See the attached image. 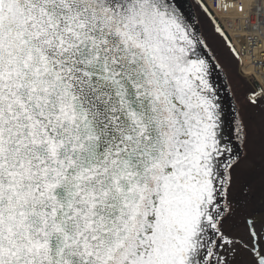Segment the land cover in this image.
Listing matches in <instances>:
<instances>
[{"label": "snow or ice", "instance_id": "1", "mask_svg": "<svg viewBox=\"0 0 264 264\" xmlns=\"http://www.w3.org/2000/svg\"><path fill=\"white\" fill-rule=\"evenodd\" d=\"M205 40L179 0H0V264H264Z\"/></svg>", "mask_w": 264, "mask_h": 264}, {"label": "rangeland", "instance_id": "2", "mask_svg": "<svg viewBox=\"0 0 264 264\" xmlns=\"http://www.w3.org/2000/svg\"><path fill=\"white\" fill-rule=\"evenodd\" d=\"M195 9L203 34L227 73L238 105L243 107L245 102L247 104L248 121L251 120V122H249V133L247 142L245 143L246 149H244V155L237 166L244 169L242 174L243 177L245 176L247 179L246 182L251 183L254 177L260 182L261 178L264 179V138L261 137V128L264 127V109L261 106L262 101L255 105L249 102L248 97L253 92V86L251 85V91L249 90L248 93L244 95L241 91V84L238 82L239 73L237 60L231 57L226 43L220 40L219 36L213 30L214 27L212 23L209 22L208 17H206L198 6H196Z\"/></svg>", "mask_w": 264, "mask_h": 264}, {"label": "built area", "instance_id": "3", "mask_svg": "<svg viewBox=\"0 0 264 264\" xmlns=\"http://www.w3.org/2000/svg\"><path fill=\"white\" fill-rule=\"evenodd\" d=\"M206 1L233 39V43H237L236 47L241 52L242 73L244 74L243 68L246 67L245 60L249 59L252 73L244 75L254 76L264 88V83L253 73L256 64L264 60V0Z\"/></svg>", "mask_w": 264, "mask_h": 264}, {"label": "water", "instance_id": "4", "mask_svg": "<svg viewBox=\"0 0 264 264\" xmlns=\"http://www.w3.org/2000/svg\"><path fill=\"white\" fill-rule=\"evenodd\" d=\"M188 21L196 26L199 33L201 29L197 20L196 13L190 0H179ZM206 43V42H205ZM212 62V82L218 90V101L222 108V135L226 137V142L231 147L233 153L240 158L243 150V141L241 135L237 133L236 128L241 122L238 108L229 86L227 77L218 63L214 53L208 47L205 50Z\"/></svg>", "mask_w": 264, "mask_h": 264}, {"label": "flooded vegetation", "instance_id": "5", "mask_svg": "<svg viewBox=\"0 0 264 264\" xmlns=\"http://www.w3.org/2000/svg\"><path fill=\"white\" fill-rule=\"evenodd\" d=\"M249 122H251V120L248 121L246 112V115L243 117V123L249 127ZM246 142L247 140L244 141L243 154L239 158V161L244 155ZM237 165L235 166L233 171V184L230 189L229 199H234L236 207L233 220L240 225L237 229L234 230V232H242L243 226L241 222L247 214H253L257 220L264 219V179L261 178V181L258 182L259 180L254 177L251 183L246 182L247 179L245 178V176L243 177L242 174L244 169ZM245 188L247 189L246 193L244 192Z\"/></svg>", "mask_w": 264, "mask_h": 264}, {"label": "trees", "instance_id": "6", "mask_svg": "<svg viewBox=\"0 0 264 264\" xmlns=\"http://www.w3.org/2000/svg\"><path fill=\"white\" fill-rule=\"evenodd\" d=\"M194 1H196V2H199V4H200V6H201V8H202V10H203V12H204V14L206 15V17H208V19L210 20V22L212 23V26L215 28V25L216 24H218L219 26H220V24L218 23V21L216 20V19H214L213 18V16H212V14H211V12H209V10L207 9V7L206 6H204V4H203V2H202V0H194ZM205 9L207 10V11H205ZM210 14V15H209ZM221 27V26H220ZM225 36H226V39H225V37L224 36H221L223 39H225L224 41L226 42V45H227V47H228V51H229V53H230V55H231V57L233 58V59H236L237 60V57H236V52H233L232 51V49L233 48H231L230 47V40H229V37L225 34ZM220 64H221V62H220ZM222 65V64H221ZM223 67V66H222ZM224 68V67H223ZM225 70V69H224ZM226 75H227V73H226ZM239 75V74H238ZM228 77V76H227ZM238 82H239V84H241V91L244 93V95L246 94V93H248V91L250 90L251 91V86H249V84H248V82L243 78V77H241L240 75H239V77H238ZM228 80H229V78H228ZM230 83V82H229ZM234 83H235V81H234ZM244 83V84H243ZM243 84V85H242ZM230 86H231V88H232V92H233V87H232V85H231V83H230ZM253 90V89H252ZM233 95H234V92H233ZM234 98H235V100H236V103H237V106H238V110H239V112H241V114H242V116H245L246 115V112L248 111L247 110V104H246V102L244 103V106L243 107H241V106H239L238 105V102H237V99H236V97H235V95H234ZM262 108L264 109V101H262ZM245 110H243V109ZM248 108H249V105H248Z\"/></svg>", "mask_w": 264, "mask_h": 264}, {"label": "bare ground", "instance_id": "7", "mask_svg": "<svg viewBox=\"0 0 264 264\" xmlns=\"http://www.w3.org/2000/svg\"><path fill=\"white\" fill-rule=\"evenodd\" d=\"M234 45L236 47L237 43H234ZM234 49L236 52V57H237V62H238V73H239V75L241 77H243L246 81H248L250 83V84L248 83L250 86L251 85L253 86L252 87L253 91H259L262 88L261 83L254 76H252V77L246 76V75H250L252 73L251 69H253V68L249 65L250 60L249 59L245 60L246 67L243 68V72L246 75H244L241 71V66H242L241 58H240V56L237 55L238 49H237V47ZM260 63H261V66L259 67ZM254 71L255 72H253V73H255L258 76V78L264 83V79H263V76H264V60H261L256 64V68L254 69ZM226 77H227V75H226ZM227 80H228V77H227ZM228 83H229V80H228ZM229 86H230V83H229ZM230 88H231V86H230ZM231 91H232V89H231Z\"/></svg>", "mask_w": 264, "mask_h": 264}]
</instances>
